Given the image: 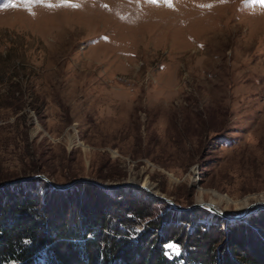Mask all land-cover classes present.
Masks as SVG:
<instances>
[{"label": "rangeland", "instance_id": "rangeland-1", "mask_svg": "<svg viewBox=\"0 0 264 264\" xmlns=\"http://www.w3.org/2000/svg\"><path fill=\"white\" fill-rule=\"evenodd\" d=\"M33 174L146 185L194 204L145 196L154 216L184 211L190 229L216 215L246 235L264 210L245 211L264 200V0H0V182ZM89 183L22 179L0 204Z\"/></svg>", "mask_w": 264, "mask_h": 264}, {"label": "trees", "instance_id": "trees-1", "mask_svg": "<svg viewBox=\"0 0 264 264\" xmlns=\"http://www.w3.org/2000/svg\"><path fill=\"white\" fill-rule=\"evenodd\" d=\"M89 184L63 190V200L29 187L0 204V264H264L263 209L246 222V235L234 232L244 224L221 228L216 215L185 229L184 211L154 216L142 195H110ZM142 219L133 240V223ZM168 241L180 243L179 254L165 253Z\"/></svg>", "mask_w": 264, "mask_h": 264}, {"label": "water", "instance_id": "water-1", "mask_svg": "<svg viewBox=\"0 0 264 264\" xmlns=\"http://www.w3.org/2000/svg\"><path fill=\"white\" fill-rule=\"evenodd\" d=\"M36 177H42L44 178L51 186H53L54 188H65L75 182H78V181H87V182H90V183H93V184H96L100 187H106V188H112V187H131L132 190H140L142 191V189H149L147 187H145L144 185L142 184H139V183H135V182H131V181H126V182H120V183H112V184H106L104 182H100V181H97V180H93V179H88V178H85V177H82V178H76V179H73L71 180L70 182H68L67 184L65 185H57L53 182H51L49 179H47L45 176H43L42 174H33V175H30V176H27V177H24V178H19V179H11V180H4V181H1L0 182V187L6 185V184H9V183H12L14 181H18V180H22V179H30V178H36ZM148 193L146 194V196H149L150 198H153L154 200H161V199H164L168 204H170L171 206L175 207V208H178V209H184V208H189L191 205H194V204H191L189 206H184V207H181L177 204H175L171 199H168V198H165L163 197L162 195H158V194H155L153 192H151L150 190L147 191ZM137 193H139L137 191ZM203 205L204 207H206L207 209H209L210 211H214L216 212L217 214L223 216L226 220H229V219H232V218H237L239 216H241L242 214H238V215H231V216H228L227 214H225L224 211H222L221 209H219L218 207H215L216 205L212 202H208L207 205L204 204L203 202H198L197 205ZM252 205H256V206H259V207H262L264 208V200H257L249 205L246 206L245 210H248L250 209V207ZM252 210V209H250Z\"/></svg>", "mask_w": 264, "mask_h": 264}, {"label": "bare ground", "instance_id": "bare-ground-1", "mask_svg": "<svg viewBox=\"0 0 264 264\" xmlns=\"http://www.w3.org/2000/svg\"><path fill=\"white\" fill-rule=\"evenodd\" d=\"M144 186L147 187L146 185H144ZM147 188H149V187H147ZM149 190H150V188L147 189V190L143 188L142 191L139 192V190L137 189V191L139 192L138 194H142V195H144V197L146 196V194L148 193L147 191H149ZM144 191H145L146 193H145ZM138 194H137V195H138ZM203 203L207 205L208 202H206V203L203 202ZM215 207H216V206H215ZM222 211H224V210H222ZM245 211H246V210H245ZM245 211H244V212H245ZM225 214H227L228 216H231V215H238V214L231 213V212H229V213H228V212H225Z\"/></svg>", "mask_w": 264, "mask_h": 264}, {"label": "snow or ice", "instance_id": "snow-or-ice-1", "mask_svg": "<svg viewBox=\"0 0 264 264\" xmlns=\"http://www.w3.org/2000/svg\"><path fill=\"white\" fill-rule=\"evenodd\" d=\"M137 231H138V229H137ZM166 247H167L168 249H170L171 252L174 253V254L179 252V247L176 246L175 244H169V245H167Z\"/></svg>", "mask_w": 264, "mask_h": 264}]
</instances>
